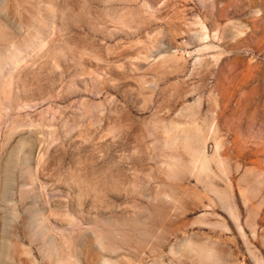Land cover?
<instances>
[{
  "label": "rangeland",
  "instance_id": "rangeland-1",
  "mask_svg": "<svg viewBox=\"0 0 264 264\" xmlns=\"http://www.w3.org/2000/svg\"><path fill=\"white\" fill-rule=\"evenodd\" d=\"M0 264H264V0H0Z\"/></svg>",
  "mask_w": 264,
  "mask_h": 264
}]
</instances>
